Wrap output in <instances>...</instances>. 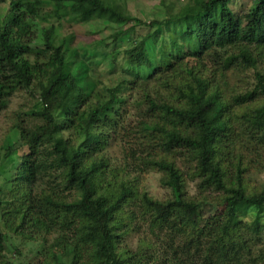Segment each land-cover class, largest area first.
<instances>
[{
    "label": "trees",
    "instance_id": "1",
    "mask_svg": "<svg viewBox=\"0 0 264 264\" xmlns=\"http://www.w3.org/2000/svg\"><path fill=\"white\" fill-rule=\"evenodd\" d=\"M103 1L0 0V115L15 93L35 100L0 146V264L22 245L37 246L26 264H264V0L241 13L233 0H162L164 19L148 23ZM64 22L115 27L112 44L147 33L106 85ZM149 173L168 198L149 196ZM192 181L214 196L188 195Z\"/></svg>",
    "mask_w": 264,
    "mask_h": 264
},
{
    "label": "rangeland",
    "instance_id": "2",
    "mask_svg": "<svg viewBox=\"0 0 264 264\" xmlns=\"http://www.w3.org/2000/svg\"><path fill=\"white\" fill-rule=\"evenodd\" d=\"M176 1L177 0H163V3H165V5H169L170 3H174ZM187 1L188 0H179V4L186 5ZM103 2L106 4H111L115 8L117 7L125 10L126 12L130 13V15L137 18L143 23H148L154 20H163L165 17V10L162 7V0H104ZM253 4L254 0H233L232 5L236 13H241L250 8V6ZM177 5L178 4H175L176 7H180V5ZM1 6L5 8L7 7V4H1ZM104 17L108 20L110 18L109 12H106L104 14ZM94 23L77 25L64 22L61 34L64 37H73L71 46L73 48L79 49L81 56L83 55L84 50L91 51L95 48L97 56L87 59V62L91 65L98 66L97 70L101 74V78L106 85H109L111 81L117 83L125 77V75L122 73L123 69L129 68L125 62V56L123 52L132 46V42L135 39H138L139 37L147 33V29L137 27L133 32H128L127 36L121 37L117 43L112 44L111 39L108 38V36L113 33V29H115V27H112L111 30L105 29V31L103 32L95 33L94 30H92ZM102 40L103 44H100ZM106 45H108V47ZM152 50V46L151 44H149L148 55L149 58L153 61V55L151 56ZM135 71L142 77H146L150 73L149 71L142 69ZM69 80L71 81L72 78H69ZM34 105L35 100L32 99L29 95L22 92L14 94L11 99L9 108L5 113L0 115V146L2 145V142L5 138L4 135L7 130L12 127L17 119H22L24 121L25 119H28L27 115L34 107ZM124 110L126 122L125 124L127 126L135 127L138 121L141 119L143 113V109L140 105L139 100H129ZM30 121L32 123L33 119H30ZM16 140L17 132H14L11 135L9 144H12ZM109 155H111L114 159L118 158L119 154H117V148L112 147L109 150ZM255 180L258 183L264 185V173L256 176ZM142 182L146 192L152 198L156 200H164L170 196V191L160 185L159 175L154 173L146 174L143 176ZM186 191L188 195L195 198L214 196L213 191L202 189L194 181L188 183ZM201 210L206 217H213L220 213L221 208L216 206H203ZM7 240L10 249H13L17 245V243L11 240L10 237ZM127 241L128 245L133 246L135 243V237H129ZM36 247L37 246L33 245H22L20 249L21 256L16 257V263L26 264V259L27 257H29V252L34 250Z\"/></svg>",
    "mask_w": 264,
    "mask_h": 264
}]
</instances>
